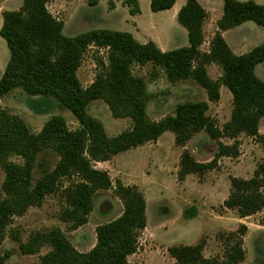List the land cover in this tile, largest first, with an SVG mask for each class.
I'll list each match as a JSON object with an SVG mask.
<instances>
[{
  "label": "trees",
  "instance_id": "trees-1",
  "mask_svg": "<svg viewBox=\"0 0 264 264\" xmlns=\"http://www.w3.org/2000/svg\"><path fill=\"white\" fill-rule=\"evenodd\" d=\"M53 0H22L17 11L2 13L0 38L5 42L9 59L0 77V98L14 89L35 98L36 110L52 103L69 112L78 129L69 130L60 116L51 117L37 134L17 116L0 106V167L4 172L0 200V264L8 253H2L7 228L13 218L23 216L30 208L41 207L45 199L60 193L64 206L59 220L69 231L88 222L98 191L112 190L123 206L122 214L95 229L96 242L87 253L78 252L65 233L50 228L18 242L22 255H35L47 246L49 251L38 264H132L128 258L138 250V235L146 228V201L135 186L113 184L106 171L95 168L118 154L156 142L164 133L174 135V144L184 148L197 134L204 132L217 144L208 163L197 162L188 151L180 156L178 181L189 175H203L217 166L221 158L239 155L237 140L241 135L253 138L264 147L259 123L264 119V82L255 75V67L264 63V4L253 1L222 0V14L216 22L207 52H201L203 24L207 12L197 0H186L176 15L186 30L188 45L162 52L149 40L138 42L130 33L97 29L67 37L64 23L47 10ZM176 0H150V11L159 13L173 8ZM131 16L140 13L138 0H123ZM246 22L262 30L263 42L247 53L235 55L222 34ZM90 48L104 58H97L98 73L84 88L77 77L83 57ZM97 53V54H98ZM151 64L163 71L171 84L191 80L207 95V101L186 102L176 106L174 114L152 121L147 114L150 95L145 81L133 75V66ZM216 65L222 74L212 80L207 67ZM231 94L230 119L221 128L207 116L208 102L220 99V88ZM100 100L114 119H129L131 128L115 137L107 136L103 125L87 114L88 105ZM233 141L232 145L221 142ZM15 157L19 161L15 162ZM35 175H38L35 177ZM67 185H63V183ZM230 192L223 208L235 211L240 219L264 209V163L249 180L232 178ZM193 208L184 215L192 218ZM239 235L247 228L241 225ZM230 235V238H234ZM204 243L173 246L167 251L171 264H239L245 259L242 239L235 240L224 256L205 258Z\"/></svg>",
  "mask_w": 264,
  "mask_h": 264
},
{
  "label": "rangeland",
  "instance_id": "rangeland-1",
  "mask_svg": "<svg viewBox=\"0 0 264 264\" xmlns=\"http://www.w3.org/2000/svg\"><path fill=\"white\" fill-rule=\"evenodd\" d=\"M90 1L95 0H58L57 3L53 0L47 4V10L65 23L63 34L67 37L97 29L127 32L134 28V17L130 16L128 9L121 6L123 0H112L115 10L109 8V0H96L99 2L97 5H89ZM237 1L264 4V0ZM200 2L207 12V19L203 24L204 41L199 49L207 52L216 32V22L222 14V0ZM138 3L141 11L134 20L141 25V33L136 35L140 41H149L146 28L154 24L158 38L165 39L167 44L160 47L162 51L168 52L188 45L186 30L177 23L176 16L172 18L168 11L152 13L150 0H138ZM223 38L231 51L240 55L261 44L263 33L252 22H246L225 32ZM97 53L95 48H90L77 72L78 80L84 88L92 84L98 73L97 58L105 57V51ZM8 59V49L0 38V77ZM207 72L212 80H218L222 74L221 68L216 65L208 66ZM132 73L146 83L150 95L147 114L152 121L173 115L179 104L207 101L205 91L195 82L187 80L171 84L163 71L153 68L151 64L133 66ZM255 75L264 82V66L258 67ZM35 98L37 97H29L20 89H14L0 98V106L9 115L22 119L33 134H37L53 116L62 117L69 130L78 129L75 118L55 103L45 107L44 111L36 110L33 105ZM231 102V94L225 87L220 89L218 102H208L207 116L217 127L221 128L229 121ZM87 114L101 122L109 137H115L132 126L129 119L112 118L108 107L100 100L88 105ZM259 133L264 134V119L259 123ZM221 142L233 144V141L227 139H222ZM237 143L239 155L236 158H221L213 170L203 175H189L182 182L178 181L177 172L180 156L184 151H188L200 163L210 162L217 151L216 142L210 140L204 132L195 135L182 149L174 144V135L166 132L159 140V147L153 146V143L145 144L118 154L108 165H95L96 169L109 174L113 184L117 181L125 186L142 184L143 191L137 188L146 201L147 225L138 235V250L128 258L130 263L169 264L171 258L167 250L170 247L193 246L200 242L204 243L208 257L221 259L229 245L242 239L245 259L239 264H264V212L240 219L235 211L226 210L222 206L230 192V180H249L257 167L264 163V147L253 138L241 135ZM12 160L19 161L15 157ZM3 180L4 172L0 167V200L4 198L1 188ZM63 185L66 186L67 183ZM63 206L60 193H56L47 197L41 207L30 208L23 216L13 218L1 246L2 253H8L4 264H38L49 248L44 246L35 255H22L18 249L19 243L13 238L24 243L31 235L55 227L65 233L78 252L87 253L95 245V229L118 218L123 211L121 202L112 190L98 191L88 222L75 231H69L59 220V212ZM190 208L195 210V214L192 218H187L184 212ZM241 225L249 228L243 236L238 234ZM230 235H234V238L229 239Z\"/></svg>",
  "mask_w": 264,
  "mask_h": 264
},
{
  "label": "crops",
  "instance_id": "crops-1",
  "mask_svg": "<svg viewBox=\"0 0 264 264\" xmlns=\"http://www.w3.org/2000/svg\"><path fill=\"white\" fill-rule=\"evenodd\" d=\"M57 1L58 0H54V2L55 3H57ZM68 1H70V0H68ZM71 1H76V0H71ZM200 4H201V2H200V0H197ZM91 3L89 4V5H97L99 2L98 1H90ZM185 2H186V0H176V2H175V5L173 6V8L172 9H170V10H168V12L169 13H171L172 15H171V17L172 18H174L176 15H177V13H178V11L180 10V8L185 4ZM108 3H110V7L109 8H111V9H113V10H115V5L113 4V2H112V0H109L108 1ZM21 4H22V0H0V27H1V24H2V13L3 12H5V11H17L20 7H21ZM121 6L123 7V8H126V9H128L126 6H123L122 5V2H121ZM220 7H221V5H220ZM49 7H47V9H48ZM141 11V10H140ZM160 13V12H159ZM140 14V13H139ZM139 14H137V15H134V16H132V17H134V19H136V16H138ZM131 16V15H130ZM133 19V21H132V23H133V26H134V28L132 29V31L131 30H128L127 31V33H130L138 42H140V43H146V42H143V41H140L138 38H137V36L136 35H138V34H140L141 33V25L139 24V23H137L135 20ZM64 23V22H63ZM245 24V23H244ZM64 25H65V23H64ZM243 25V24H242ZM241 25V26H242ZM240 27V26H239ZM63 29H64V27H63ZM146 30H147V32H148V34H149V36L147 37L149 40H151V41H153L157 46H158V48L160 49V47H165L167 44H166V42H165V39H163V38H161V39H159L158 38V34L156 33V31H155V26H154V24L151 26V27H149V28H146ZM225 33V32H224ZM223 33V34H224ZM223 34H222V36H223ZM161 50V49H160ZM162 51V50H161ZM162 52H164V51H162ZM247 53V52H246ZM235 55H238V54H235ZM240 55H242V54H240ZM261 66H264V63L263 64H259L258 66H256L255 67V72H256V70H257V68L258 67H261ZM221 89V88H220ZM165 134V133H164ZM162 137V136H161ZM160 137V138H161ZM160 138L156 141V144L154 145V143L155 142H153V146H155V147H159V140H160ZM148 144H150V143H148ZM142 147V146H141ZM182 149V148H181ZM114 158V157H113ZM113 158L109 161V162H105V163H97V165H102V164H110V163H112L113 162ZM126 185H128V184H126ZM133 185H135L136 187H138V188H140L141 190H142V187H141V183H134ZM143 191V190H142ZM147 207V206H146ZM262 212H264V209L261 211V212H259V213H257V214H262ZM253 216H256V214L255 215H253ZM252 217V216H251ZM250 218V217H249ZM248 228V227H247ZM247 230H249V228L247 229ZM206 250H205V247H204V251H203V256L205 257V258H210V257H208L206 254ZM173 262V259H171L170 260V263L169 264H171Z\"/></svg>",
  "mask_w": 264,
  "mask_h": 264
}]
</instances>
